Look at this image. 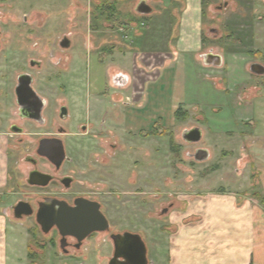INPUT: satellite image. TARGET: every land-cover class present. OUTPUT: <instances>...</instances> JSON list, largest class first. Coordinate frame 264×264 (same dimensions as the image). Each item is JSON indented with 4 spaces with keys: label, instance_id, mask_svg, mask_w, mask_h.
<instances>
[{
    "label": "rangeland",
    "instance_id": "1",
    "mask_svg": "<svg viewBox=\"0 0 264 264\" xmlns=\"http://www.w3.org/2000/svg\"><path fill=\"white\" fill-rule=\"evenodd\" d=\"M99 1L0 0V113L8 114L0 130L8 133L9 173L0 198L6 201L11 240L22 264H106L108 232L94 233L83 243L86 251L69 256L61 254L56 232L41 231L34 212L16 218L12 210L17 200L29 201L36 210L45 193L27 183L32 166L25 157L35 155L38 138L56 132L57 126L78 132V124L89 126L104 115L106 136L97 133L96 125L89 138L58 136L78 167L88 161L93 171L110 173L107 191L130 193L126 204L104 207L109 231H139L151 263L159 264L157 256L166 253L169 210L181 198L221 189L264 208V74L249 70L253 62L264 65V0H146L153 8L147 15L135 11L139 0H120V14L110 18L95 10ZM189 16L192 21L184 25ZM182 29L196 34L199 42L191 43ZM64 37L69 47L60 46ZM210 50L221 55L220 66L203 63L201 54ZM159 53L167 55L165 62L151 58L150 64H141L152 87L166 74L174 76L163 84V119L153 112L151 121L148 107L133 104V90L146 86L134 56ZM30 60H41L42 66L31 67ZM23 71L46 102L42 123L17 116L13 88ZM118 72L134 81L119 88L113 81ZM60 104L68 110L67 119L57 116ZM178 107L186 111L185 118H174ZM132 113L140 117L136 123L127 122ZM11 123L22 133L11 131ZM193 127L201 129L202 137L186 142L182 132ZM198 148L207 149L208 158L196 160ZM92 152L102 164L89 162Z\"/></svg>",
    "mask_w": 264,
    "mask_h": 264
},
{
    "label": "crops",
    "instance_id": "2",
    "mask_svg": "<svg viewBox=\"0 0 264 264\" xmlns=\"http://www.w3.org/2000/svg\"><path fill=\"white\" fill-rule=\"evenodd\" d=\"M184 21V25H189L192 17ZM184 30L181 32L184 33ZM199 31L198 24L196 32ZM184 35L191 43L199 42V37L194 33L187 32ZM166 56L162 53L134 56L135 62H138L135 70H143V88L145 85L147 87L137 91V86L133 90V104L139 108L148 107L151 113L147 116L151 121L153 112L159 120L163 119L162 112L167 111V103L162 96L163 84L174 75L166 74L163 81H157L159 85L152 87L154 81L141 64L145 67L150 64L151 58L163 63ZM176 70L172 72L176 73ZM117 75L126 76L125 82L120 81V88L134 81L127 73L118 72ZM139 118L134 113L130 117L135 123ZM7 149L8 134L0 131V196L9 179ZM179 202L180 205H171L169 210L168 224L174 229L168 233L165 255L157 254L159 264H264V208L259 202L235 197L233 193L221 189L209 195L181 198ZM9 222L6 201L0 198V264H22L15 253L17 245L13 241V226L9 227ZM145 243L148 254V244ZM149 263L153 264L151 261Z\"/></svg>",
    "mask_w": 264,
    "mask_h": 264
},
{
    "label": "flooded vegetation",
    "instance_id": "3",
    "mask_svg": "<svg viewBox=\"0 0 264 264\" xmlns=\"http://www.w3.org/2000/svg\"><path fill=\"white\" fill-rule=\"evenodd\" d=\"M1 29H0V51L2 49L1 45ZM61 46V41L59 42ZM31 67H40L42 66L41 60H30L29 62ZM21 74H29L28 72H20L16 76V84L14 85L13 88V95L15 102L17 104V116L21 120H32L36 121L39 123H42L44 121V118L42 116V112L46 106V102L44 98L40 96V94L35 90L33 87V90L35 93L42 99L43 104L41 108V115L36 117L37 114V102L34 98L28 99V103L26 104L25 107H21L17 103V95H16V86L18 84V78ZM30 75V74H29ZM31 76V75H30ZM113 80V79H112ZM120 80L118 77H115L113 80L115 84H120ZM33 83V77L31 76V86ZM120 88V87H119ZM3 96L5 95V92H2ZM128 99V97H126ZM127 104V103H126ZM65 109L62 111V109ZM3 115V116H2ZM7 113H0V126L4 125L2 122L5 120V117H7ZM57 116L60 120H64L68 118V110L65 105L60 104L58 108V113ZM105 116V115H104ZM99 118L98 120H92V122L88 126L87 123H80L78 124V132H68L66 129L62 126H57L56 127V132H48L44 136H40L37 140V145L35 147V155H27L25 157V160L31 164L32 169L28 171L27 175V183L33 187H36L38 189H41L43 192H45L40 199L37 200L36 202V210L38 208V205L40 202H51V203H57L58 202H63L66 203L70 206H73L75 201L80 198H84L90 201H95L99 204L100 210L102 213L105 215V217L108 220L109 223V229L111 227V224L109 222V218L104 212V207L107 205H114L118 206L119 204H126L127 202L130 201L129 199V192L125 195V192L122 193L121 195H114V190L113 191H107L109 190L106 188V185L108 186L107 183H109V172L104 173L101 170H96L93 171L91 167H87L88 161H84L83 164L81 162L80 167H78L76 164L78 162L75 160V158L72 156V152L65 147V144L63 143V140L58 136L59 134H69L72 135L78 139H80L79 135H86L87 138L90 136H95L93 135L92 131L95 129H92L93 127H97V133H100V136H106L109 133V130H107V120L105 117ZM129 120V121H128ZM127 120V122H130V118ZM96 125V126H95ZM9 129L13 132H19L22 133V128L17 126L15 123H11L9 125ZM3 131V130H0ZM129 131V130H128ZM4 133L8 134L6 131ZM145 134V133H144ZM99 137V135H97ZM43 138H59L62 140L64 151H65V157L61 161L60 164L57 165L56 161H53L51 157L56 156L55 151L51 147H47V151L45 154L39 153V141ZM50 156V157H49ZM94 159V160H92ZM89 162H94V163H99L102 164L101 162V157L99 154L95 153H90L89 156ZM80 169H78V168ZM33 170H37L41 173L47 174L49 176V181L45 185L41 184H32L29 182L30 180V173ZM41 179V178H40ZM42 180V179H41ZM129 184V183H128ZM19 201H25L28 202L27 200H17ZM16 202V203H17ZM30 204V203H29ZM31 205V204H30ZM14 206V205H13ZM12 206V210H13ZM32 207V205H31ZM33 209V207H32ZM36 210H33L34 212V217H35V212ZM167 211V208L164 209V212ZM14 214V210H13ZM22 216H27V215H22ZM21 216V217H22ZM30 216V215H28ZM40 227V226H39ZM41 229V228H40ZM109 229L105 231H95L90 233L87 237H85L82 241H78L77 238L73 235H67L65 238V246L64 248L60 247L61 254L69 255V256H74L75 254L77 255L79 251H86V246H84V241L88 240L94 233H101V232H108L109 233V238L111 242V250H110V256L107 258L106 264H109L110 260L115 257V244L113 240L111 239L112 234H122V233H137L142 237V234L139 231H134L131 229H122L118 231H109ZM54 231L58 234L57 229L55 227H52L49 231ZM42 231V230H41ZM48 231V232H49ZM43 232V231H42ZM47 233V232H44ZM51 238V237H50ZM143 239V237H142ZM60 240V236L58 234V242ZM145 242V240L143 239ZM49 244H51L49 240ZM146 245V243H145ZM99 259V256H97ZM98 263V262H97ZM95 263V264H97ZM83 264V263H81ZM100 264V262L98 263ZM102 264V262H101ZM149 264V263H148Z\"/></svg>",
    "mask_w": 264,
    "mask_h": 264
},
{
    "label": "water",
    "instance_id": "4",
    "mask_svg": "<svg viewBox=\"0 0 264 264\" xmlns=\"http://www.w3.org/2000/svg\"><path fill=\"white\" fill-rule=\"evenodd\" d=\"M153 8L146 0H140L135 11L139 14L147 15L152 12ZM69 39L64 37L61 40L62 47H69ZM203 63L206 65L220 66L222 57L220 54L210 50L202 54ZM249 70L258 75L264 74V65L259 62H253L249 66ZM121 76V77H120ZM121 78V82L126 79L124 75H117ZM17 103L21 107H25L28 99L34 98L37 102V116L41 115L43 101L35 93L31 86V76L29 74H21L18 78L16 86ZM65 109L63 108L62 111ZM202 137V131L199 127L185 129L182 132V138L186 142H198ZM47 147H51L55 151L53 161L57 165L65 157V151L62 140L59 138H43L39 141V153L45 154ZM50 157V156H49ZM193 157L196 160H204L208 158V151L205 148H198ZM42 180H41V179ZM49 181L47 174L33 170L30 173L29 182L32 184L45 185ZM14 216L20 218L22 215H31L33 209L28 202L19 201L13 206ZM35 220L43 232H48L52 227L57 229L60 236L59 244L61 248L65 246V238L67 235H73L80 242L90 233L95 231H105L109 229V223L105 215L100 210V206L95 201L84 198L77 199L73 206L63 202L51 203L40 202L35 212ZM111 239L115 244V257L109 264H148L147 248L142 237L137 233L112 234Z\"/></svg>",
    "mask_w": 264,
    "mask_h": 264
},
{
    "label": "trees",
    "instance_id": "5",
    "mask_svg": "<svg viewBox=\"0 0 264 264\" xmlns=\"http://www.w3.org/2000/svg\"><path fill=\"white\" fill-rule=\"evenodd\" d=\"M119 0H100L99 3L94 4L95 10H99V15L104 16L106 18H110L112 16H116L120 14L118 9ZM116 19V18H115ZM119 25H122V22H118ZM187 116L186 111L182 110L181 107H178L174 111V118L181 119ZM54 245L55 243L52 242Z\"/></svg>",
    "mask_w": 264,
    "mask_h": 264
}]
</instances>
